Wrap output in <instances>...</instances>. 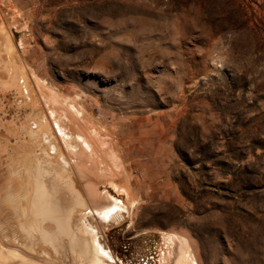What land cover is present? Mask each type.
Listing matches in <instances>:
<instances>
[{"label":"rangeland","instance_id":"374dc122","mask_svg":"<svg viewBox=\"0 0 264 264\" xmlns=\"http://www.w3.org/2000/svg\"><path fill=\"white\" fill-rule=\"evenodd\" d=\"M83 223L97 264H264V0H0V264H94Z\"/></svg>","mask_w":264,"mask_h":264},{"label":"bare ground","instance_id":"6f19581e","mask_svg":"<svg viewBox=\"0 0 264 264\" xmlns=\"http://www.w3.org/2000/svg\"><path fill=\"white\" fill-rule=\"evenodd\" d=\"M62 111H63V113L61 114L62 123L60 122L59 126L60 128H62L63 133H65L66 139H68V141H66L67 146L73 152L75 158H78L80 160H85V162H88L89 164L91 163L90 167H93L94 169L96 168L99 169L98 167L99 160L95 159V156L102 155L103 157H107L114 166H119L117 164L118 162L116 161V157H115V153L113 152V149L110 150L106 149L105 142L108 140L107 138H105L106 136H103L104 135L102 133L103 130L100 131V129L96 127L97 125L94 126L90 120L88 121V118L86 117V115H84L83 112H81L80 109L75 108L74 111L68 109L67 111L64 110ZM72 139L75 141L74 142L70 141ZM73 163H74V170H76L77 173L79 172V174L84 179L87 178L89 179L92 176L91 174L93 169H90L88 166L78 163V161H74ZM74 176L75 175H73L72 178ZM34 187L35 186H33V188ZM95 196H96L95 193L91 195V199L94 207L96 200V198H94ZM80 199H81L80 197L76 199L77 204H83V202L80 201ZM110 202L111 201L105 202L100 207L96 206L99 208L98 212L100 218L104 220H108L112 218L115 212H119L124 209V207L121 206L115 207V203L111 204ZM49 210H52V215L58 210V215L61 217V220H59L60 222H65L68 218L67 215L61 214L59 209L57 208L50 206ZM68 229L69 231L67 233L71 239L72 245H74V243L76 242L81 243L82 249L88 255L90 262L97 264L99 261H102L104 258L106 259L111 257L109 252L104 251L101 248L100 241L97 237V231L90 223L81 224L80 230L79 232H77V236L75 235V233L71 231L70 227ZM184 247H185V243H183L181 247L180 258L179 260H177L176 264H182V258L185 253Z\"/></svg>","mask_w":264,"mask_h":264},{"label":"flooded vegetation","instance_id":"af4514ba","mask_svg":"<svg viewBox=\"0 0 264 264\" xmlns=\"http://www.w3.org/2000/svg\"><path fill=\"white\" fill-rule=\"evenodd\" d=\"M44 124H42V126H43Z\"/></svg>","mask_w":264,"mask_h":264}]
</instances>
